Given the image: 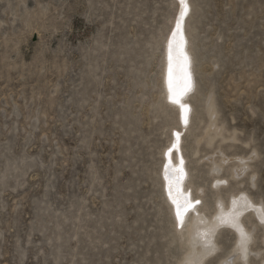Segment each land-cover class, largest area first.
I'll return each instance as SVG.
<instances>
[{"label":"rangeland","instance_id":"obj_1","mask_svg":"<svg viewBox=\"0 0 264 264\" xmlns=\"http://www.w3.org/2000/svg\"><path fill=\"white\" fill-rule=\"evenodd\" d=\"M192 1L185 153L210 215L239 191L264 203V0ZM176 7L0 0V264H182L188 244L158 175L178 121L161 78ZM219 151L249 168L235 176L238 163ZM216 176L227 179L221 191ZM246 224L260 252L249 263L262 264L264 225ZM217 240L211 259L224 264L236 236L222 228Z\"/></svg>","mask_w":264,"mask_h":264},{"label":"bare ground","instance_id":"obj_2","mask_svg":"<svg viewBox=\"0 0 264 264\" xmlns=\"http://www.w3.org/2000/svg\"><path fill=\"white\" fill-rule=\"evenodd\" d=\"M176 4V11L171 19V25H169L168 30L163 38V58H162V92L165 103H168L169 106L173 107L177 113V124L173 125L170 130L168 144L165 146L162 152L161 166L159 170V179L161 182L162 192L165 197L166 203L169 207L170 215L173 218L174 227L176 230L180 231L185 235V242L188 244V253L189 254L193 243L197 244V250L199 243L202 242L203 235L208 233V239L216 245V248L219 250L220 245L218 243V235L222 228H229L234 232L236 236V245L234 251L238 248L240 243V238L236 230L227 226L223 221L235 220L239 223L243 229L249 234L252 238L249 245V255H248V264H250L251 255L253 254L252 245L254 242L253 229L248 228L246 224V219L253 217L257 224L264 225V203L262 201L256 202L250 194L245 191H239L237 193H231L229 199L225 200L222 197L215 199V204L213 206V212L209 215L204 210V200L203 194L195 195L193 188L190 186L192 184V170L190 167V159L185 153L186 151V139L190 134L193 125V115L194 108L193 103L189 101L188 97L193 92L196 86L195 79V61L194 58V48L191 41V33L189 31L190 19L193 15L194 3L192 0H189L190 12L187 17H185L183 24V39L184 44L182 52L186 54L189 58L190 64L188 71L191 72L193 87L191 91H184V74H183V60L181 46L178 44L180 40L179 34L176 37V40L173 41V90L179 97L182 103L188 105V122L185 124L182 110L178 104H175L169 99V86H168V67H169V40L172 38V32L176 28V18L179 16V4L178 0H173ZM192 20V19H191ZM209 102V101H208ZM207 102V103H208ZM209 105L212 108L211 101ZM195 107V106H194ZM212 110V109H211ZM214 114V113H213ZM214 119V118H213ZM212 120V118H211ZM214 126V124H212ZM211 125V126H212ZM211 129V127H210ZM216 129V127H215ZM212 130V129H211ZM209 130V131H211ZM214 130V129H213ZM177 133H179V140H177ZM206 133V132H205ZM200 141V140H199ZM175 145V147H173ZM171 149V153H169ZM166 153V154H165ZM223 157V162L228 160H235L238 163V166L233 170L235 176H240L242 171L249 168L247 161L243 158H234L231 159L227 157L222 151L218 152ZM210 161L213 162L212 170L213 172L219 173L222 169L221 165L217 163L214 157H209ZM227 183V179L216 176L213 179V184L216 186L217 191H221L222 187ZM200 193L204 192L203 185L198 186ZM216 192V191H215ZM175 201V203H174ZM199 201V203H197ZM184 205L188 208L187 212H184V209L181 208V212L184 213L185 226L183 229L177 228L175 226L176 220V205ZM213 226H215L213 230ZM218 253V252H217ZM256 256L260 252H254ZM186 255V256H187ZM237 258L239 261L244 264L243 259L238 258L237 256L230 255L224 264H233L234 259ZM264 264V259L262 260Z\"/></svg>","mask_w":264,"mask_h":264},{"label":"snow or ice","instance_id":"obj_3","mask_svg":"<svg viewBox=\"0 0 264 264\" xmlns=\"http://www.w3.org/2000/svg\"><path fill=\"white\" fill-rule=\"evenodd\" d=\"M179 4V16L176 18V28L172 32V38L169 40V67H168V86H169V99L171 102L178 104L180 109L183 113V118L185 124L188 122V112L189 108L188 105L182 103L177 94L173 90V56H172V49H173V41L176 40L177 35L179 34L180 40L178 44L181 46V52L183 48L184 39H183V24L185 17L189 15L190 12V5L189 0H178ZM182 60H183V74H184V91H191L193 87L192 75L191 72L188 71V67L190 64L189 58L186 54L182 52ZM177 135V140H179V133ZM175 147V145H173ZM171 153V149L168 150ZM175 203V201H174ZM199 203V201H197ZM181 208L184 209V212H187L188 208L184 205L177 204L176 205V220L175 226L177 228L183 229L185 226L184 220V213L181 212ZM224 224L233 228L237 231L240 243L238 248L233 252L234 256L243 259L244 264H248V255H249V245L251 243V237L249 234L243 229V227L237 223L234 219L229 221H223ZM215 226H213L214 230ZM208 233H205L202 238V242L199 243L197 250V244L193 243L192 248L189 254L184 258L182 264H205L207 260V264H213V260L211 259L214 257L218 249L216 245L212 243L208 238Z\"/></svg>","mask_w":264,"mask_h":264}]
</instances>
